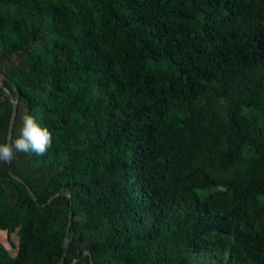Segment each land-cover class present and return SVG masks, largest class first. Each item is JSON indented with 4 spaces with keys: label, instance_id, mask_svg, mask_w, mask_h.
<instances>
[{
    "label": "trees",
    "instance_id": "1",
    "mask_svg": "<svg viewBox=\"0 0 264 264\" xmlns=\"http://www.w3.org/2000/svg\"><path fill=\"white\" fill-rule=\"evenodd\" d=\"M12 101L0 264H264V0H0Z\"/></svg>",
    "mask_w": 264,
    "mask_h": 264
},
{
    "label": "clouds",
    "instance_id": "2",
    "mask_svg": "<svg viewBox=\"0 0 264 264\" xmlns=\"http://www.w3.org/2000/svg\"><path fill=\"white\" fill-rule=\"evenodd\" d=\"M52 146V133L28 113L21 116L20 128L11 142H0V162L8 163L17 153H34L42 156Z\"/></svg>",
    "mask_w": 264,
    "mask_h": 264
},
{
    "label": "rangeland",
    "instance_id": "3",
    "mask_svg": "<svg viewBox=\"0 0 264 264\" xmlns=\"http://www.w3.org/2000/svg\"><path fill=\"white\" fill-rule=\"evenodd\" d=\"M11 241L14 244V247L10 246V242L7 240V237H6V233L3 231H0V244L3 245L8 250L10 255H15L17 252V247H18V240L16 236L13 235L11 237ZM206 261L207 260H203V262L196 261L195 264H202V263H205Z\"/></svg>",
    "mask_w": 264,
    "mask_h": 264
},
{
    "label": "water",
    "instance_id": "4",
    "mask_svg": "<svg viewBox=\"0 0 264 264\" xmlns=\"http://www.w3.org/2000/svg\"><path fill=\"white\" fill-rule=\"evenodd\" d=\"M13 103V113H12V117H11V122H10V125H9V131H8V137H7V141L6 142H9V139H10V133H11V129H12V123H13V120H14V116H15V112H16V108H17V104H16V101H12ZM7 164V169H9V162L6 163ZM19 182H22L21 179L19 178H16ZM56 195H53L50 197L49 201H51ZM48 201V202H49ZM69 221H68V226H70L71 224V214H69V217H68ZM66 246H67V243L65 242L64 243V246H63V249H64V252H65V249H66ZM77 261V260H76ZM75 261V262H76ZM90 261H91V258H90Z\"/></svg>",
    "mask_w": 264,
    "mask_h": 264
}]
</instances>
